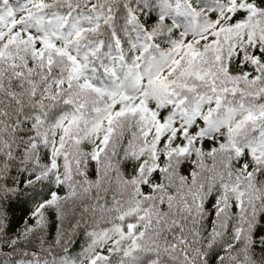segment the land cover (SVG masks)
Masks as SVG:
<instances>
[{"label":"trees","instance_id":"1","mask_svg":"<svg viewBox=\"0 0 264 264\" xmlns=\"http://www.w3.org/2000/svg\"><path fill=\"white\" fill-rule=\"evenodd\" d=\"M0 264H264V0H0Z\"/></svg>","mask_w":264,"mask_h":264}]
</instances>
